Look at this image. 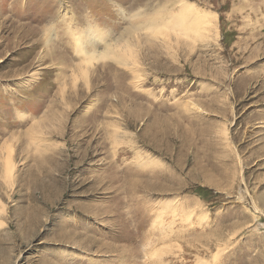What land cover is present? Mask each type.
I'll use <instances>...</instances> for the list:
<instances>
[{
  "label": "rangeland",
  "instance_id": "374dc122",
  "mask_svg": "<svg viewBox=\"0 0 264 264\" xmlns=\"http://www.w3.org/2000/svg\"><path fill=\"white\" fill-rule=\"evenodd\" d=\"M133 3L0 0V264H264V0Z\"/></svg>",
  "mask_w": 264,
  "mask_h": 264
},
{
  "label": "bare ground",
  "instance_id": "6f19581e",
  "mask_svg": "<svg viewBox=\"0 0 264 264\" xmlns=\"http://www.w3.org/2000/svg\"><path fill=\"white\" fill-rule=\"evenodd\" d=\"M127 1H130V0H127ZM132 2H134L133 3V6H139L138 5V2H139V0H131ZM152 3V0H147V3H146V5H150ZM53 4V5H52ZM64 6H65V8L66 7H68V5H67V3L66 2H64ZM54 3L53 2H50L49 3V5H48V11L49 10H52L53 8H54ZM47 10V9H46ZM183 12L181 13V14H179V15H176V14H170L169 16H168V21L167 22H165L164 24H162V25H160V27H162V26H166V31L168 32V33H175V34H178L179 33V29H176V28H180L181 29V31H185V30H191V29H201V28H196L195 26H194V24H195V21H194V10L192 9V8H187V9H184V10H182ZM50 12V11H49ZM42 20H46V17L45 16H43L42 17ZM171 22H173V23H171ZM204 26H205V24H204ZM158 27H159V23H158ZM157 27V28H158ZM168 27V28H167ZM163 28H165V27H163ZM69 29H70V32H71V35L70 34H63L62 35V38L63 39H65V38H72V39H74L75 41H76V43H77V45H76V48L78 49V53L82 56V58H84V60L85 61H88V62H90V58H91V56H92V54H89L88 52H87V46H89V47H94V44H91V43H89V44H87L86 43V47L84 46V43L85 42H83V39H82V37L81 36H78V35H76L74 32H73V30H72V28L71 27H69ZM160 29H162V28H160ZM197 32L199 31V30H196ZM196 32V33H197ZM88 33V32H87ZM199 33V32H198ZM97 35V32L96 31H91L90 33H89V36L90 35H92L91 37H92V40L93 39H96V35ZM61 45V44H60ZM129 47V46H128ZM130 48V47H129ZM108 49V48H107ZM127 51H126V50ZM123 52H124V57L125 56H127V61L125 62V63H127V65L128 64H135V63H137V61H136V56H135V54L130 50V49H128L127 48V45H124V46H122V49H121ZM108 51V50H107ZM106 53V52H105ZM126 53H127V55H126ZM107 54H108V52H107ZM129 62V63H128ZM131 64V65H132ZM134 66V65H133ZM134 71V70H133ZM11 151H14V150H11ZM10 152V151H9ZM13 154H8V158H7V160H6V166H5V173H6V175L9 177L10 175H12V173H13V171H14V163L12 162V160H13ZM6 158V157H5ZM12 159V160H11ZM5 175V176H6ZM135 185V184H134ZM135 189V188H134ZM180 220H181V223H182V225L181 226H183V228H185L186 226L185 225H187V224H192V226H193V221H192V219H191V216L190 215H188V214H183L180 218H179ZM161 223H163V222H161ZM173 223H175V222H173ZM172 223V224H173ZM158 224V223H157ZM172 224H170L171 225V227H173V225ZM176 224V223H175ZM166 225H169V224H166ZM180 225V224H179ZM165 227V226H164ZM170 227V228H171ZM169 228V227H168ZM177 228V227H176ZM181 228V227H180ZM173 233V232H172ZM179 233V232H178ZM182 233V232H181ZM180 234V233H179ZM178 234V235H179ZM176 236V235H175ZM176 238V237H175ZM181 247V246H180ZM194 247V246H193ZM182 249V248H181ZM184 250V249H183ZM218 250H220V248L218 249ZM182 252V251H181ZM218 252V254H219V251H217ZM178 253V252H177ZM216 254V256L214 255V257H213V260H215V261H217L220 257L217 255V253H215ZM221 254V253H220ZM181 255V254H180ZM212 255V256H213ZM219 257V258H218ZM199 258H201V257H199ZM198 258V259H199ZM211 259V258H210ZM208 262H209V260L208 259H206ZM205 260V261H206ZM204 260H200V261H198V263L197 264H206V263H204L203 262ZM219 261H220V259H219ZM214 262V261H213ZM164 263V262H163ZM162 264V263H161ZM209 264V263H208Z\"/></svg>",
  "mask_w": 264,
  "mask_h": 264
}]
</instances>
